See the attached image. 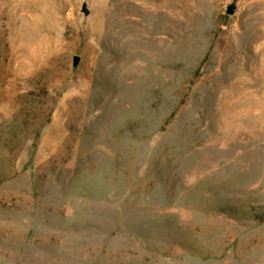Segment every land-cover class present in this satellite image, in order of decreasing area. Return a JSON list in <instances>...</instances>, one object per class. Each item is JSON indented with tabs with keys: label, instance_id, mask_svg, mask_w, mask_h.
I'll list each match as a JSON object with an SVG mask.
<instances>
[{
	"label": "rangeland",
	"instance_id": "rangeland-1",
	"mask_svg": "<svg viewBox=\"0 0 264 264\" xmlns=\"http://www.w3.org/2000/svg\"><path fill=\"white\" fill-rule=\"evenodd\" d=\"M26 1L0 0V264H264V0Z\"/></svg>",
	"mask_w": 264,
	"mask_h": 264
},
{
	"label": "bare ground",
	"instance_id": "bare-ground-1",
	"mask_svg": "<svg viewBox=\"0 0 264 264\" xmlns=\"http://www.w3.org/2000/svg\"><path fill=\"white\" fill-rule=\"evenodd\" d=\"M125 1V0H124ZM151 1V0H150ZM9 2H10V4H12V6H11V8L15 5V3H16V0H9ZM24 2V1H23ZM26 2H28V1H26ZM65 2V1H64ZM154 2V1H153ZM122 3V2H121ZM125 3H126V1H125ZM135 3V2H134ZM151 3V2H150ZM87 4V3H86ZM131 4V3H130ZM9 5V4H8ZM28 5H29V7L30 8H32L33 10H38L39 9V7H41V5L40 4H38V1H33V0H30L29 2H28ZM60 4H58V6H59ZM117 5V4H116ZM118 5H119V3H118ZM123 5H125V4H123ZM153 5H155V3H153ZM152 5V6H153ZM126 6H127V4H126ZM128 6H131V5H128ZM134 6V5H133ZM149 6H151V4H149ZM156 6V5H155ZM119 6H117V8H118ZM132 7V6H131ZM17 8H18V6H17ZM21 8V7H20ZM136 8V7H135ZM155 8V7H154ZM90 9V8H89ZM120 9V8H119ZM124 9H127L126 7L124 8ZM132 10L134 9V8H131ZM17 10V9H16ZM26 10V9H25ZM99 10V9H98ZM111 10V8L109 9V11ZM137 10H138V8H137ZM141 10V9H140ZM149 10H150V8H149ZM148 10V11H149ZM46 11V10H45ZM45 11L43 12V11H40L41 12V15H38L37 14V16H36V18L34 17L33 19H35V21L37 22V31L40 33V34H43L44 33V35L46 34V37H48L50 40H51V33H50V30H48L47 32H45V30L46 29H50L49 28V25H48V22H50L49 20H50V18H47L48 16L46 15V13H45ZM86 11V10H85ZM91 11V10H90ZM101 11V10H100ZM113 11H115L114 13H116V9H113ZM123 11V10H122ZM122 11H120L121 13H122ZM139 11V10H138ZM152 8H151V10H150V12L152 13ZM155 11V10H154ZM35 12V11H34ZM39 12V11H38ZM112 12V11H111ZM110 12V13H111ZM126 12V11H125ZM133 12V11H132ZM24 13V12H23ZM43 13V14H42ZM71 13H73V12H71ZM119 13V12H118ZM117 13V14H118ZM121 13H119V14H121ZM156 13V12H155ZM70 14V13H69ZM91 14V13H90ZM118 14V15H119ZM126 14V13H125ZM127 14H128V12H127ZM132 14V13H131ZM134 14H136V11H134ZM138 14V13H137ZM33 15H36V14H33ZM56 15V14H55ZM58 15V14H57ZM71 15V14H70ZM94 15H95V13H94ZM96 15H99V14H96ZM96 15H95V17H96ZM110 15V14H109ZM108 15V16H109ZM153 15V14H152ZM151 15V16H152ZM24 16V15H23ZM23 16H22V18H23ZM120 16V15H119ZM58 17V16H57ZM105 17V16H104ZM103 17V18H104ZM112 17V16H111ZM135 17V16H134ZM31 18V17H30ZM101 18V17H100ZM109 18V17H108ZM114 18V17H113ZM116 18V17H115ZM121 18H123V17H121ZM125 18H128V17H125ZM131 18V17H130ZM133 18V17H132ZM24 19H26V18H24ZM97 19V18H96ZM111 19V18H110ZM117 19V18H116ZM27 20V19H26ZM104 20V19H103ZM108 20V19H107ZM119 20V19H118ZM124 20V19H123ZM132 20V19H131ZM137 20H138V18H137ZM140 20H141V18H140ZM28 21V20H27ZM31 21V20H30ZM53 21H54V19H53ZM95 21V20H94ZM98 21V20H97ZM96 21V22H97ZM109 22H111L112 21V19L111 20H108ZM127 21V20H126ZM107 22V21H106ZM115 22V21H114ZM124 22V21H123ZM132 22H133V20H132ZM134 22H136L135 20H134ZM142 22H144V20H142ZM155 23H156V21H154ZM153 22V25L155 24ZM112 24H113V21L111 22ZM110 23V24H111ZM119 23V22H118ZM120 23H122V22H120ZM136 23H138V22H136ZM31 24H33V23H31ZM35 24V23H34ZM97 24V23H96ZM104 24V23H103ZM107 24H108V22H107ZM123 24V23H122ZM152 24V23H151ZM52 25V24H51ZM105 25V24H104ZM118 25V24H117ZM139 25V24H138ZM142 25V24H141ZM144 25V24H143ZM98 26V25H97ZM103 26V25H102ZM101 26V27H102ZM114 26V25H113ZM133 26V25H132ZM103 27H105V26H103ZM103 27H102V29H103ZM119 27V26H118ZM135 27V26H134ZM148 27H149V25H148ZM147 27V28H148ZM154 28H155V26H153ZM99 28V27H98ZM97 28V29H98ZM113 28V27H112ZM112 28H111V30H112ZM138 28H139V26H138ZM145 28V27H144ZM141 29V28H140ZM139 29V30H140ZM146 29V28H145ZM149 29V28H148ZM147 29V30H148ZM149 30H151V29H149ZM148 30V31H149ZM155 30H156V28H155ZM98 32H99V30H97ZM108 30H106L105 32H107ZM152 31H154V30H152ZM34 32V31H33ZM38 32H36V33H38ZM146 32V31H145ZM104 33V32H103ZM136 33V32H135ZM141 34H143L142 32H140ZM153 33H155V32H153ZM106 34V33H105ZM109 34V33H108ZM133 34H134V32H133ZM145 34V33H144ZM148 34V33H147ZM33 35V34H32ZM136 35V34H135ZM151 36L150 37H152L153 38V36H152V33L150 34ZM143 36H145L146 37V35H143ZM131 37V36H130ZM141 38V37H140ZM133 39V38H132ZM142 39V38H141ZM148 39V38H147ZM133 40H138V39H133ZM49 41V40H48ZM143 41V40H142ZM139 41H136V42H134L133 44H132V48L134 47V49L136 50V52H139L140 51V48L142 49V47H140V44L138 43ZM146 44V43H145ZM139 54V53H138Z\"/></svg>",
	"mask_w": 264,
	"mask_h": 264
},
{
	"label": "water",
	"instance_id": "water-1",
	"mask_svg": "<svg viewBox=\"0 0 264 264\" xmlns=\"http://www.w3.org/2000/svg\"><path fill=\"white\" fill-rule=\"evenodd\" d=\"M81 59V55L75 54L74 56V64L77 65Z\"/></svg>",
	"mask_w": 264,
	"mask_h": 264
}]
</instances>
